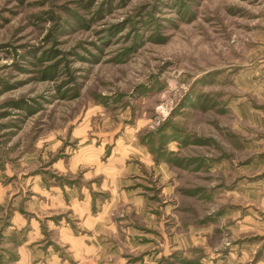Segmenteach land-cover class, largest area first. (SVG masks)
Instances as JSON below:
<instances>
[{
	"label": "rangeland",
	"instance_id": "rangeland-1",
	"mask_svg": "<svg viewBox=\"0 0 264 264\" xmlns=\"http://www.w3.org/2000/svg\"><path fill=\"white\" fill-rule=\"evenodd\" d=\"M0 264H264V0H0Z\"/></svg>",
	"mask_w": 264,
	"mask_h": 264
},
{
	"label": "crops",
	"instance_id": "crops-1",
	"mask_svg": "<svg viewBox=\"0 0 264 264\" xmlns=\"http://www.w3.org/2000/svg\"><path fill=\"white\" fill-rule=\"evenodd\" d=\"M78 145V144H77ZM82 146V145H81ZM80 146V147H81ZM85 145H83L84 147ZM92 146L89 145V147H84V149L86 148H90ZM79 147V149H80ZM97 147V146H96ZM102 145H98V148H102ZM116 147V146H115ZM105 148V153L107 152V154H109L110 156V162H105V164H102L100 161V154H96V156L90 160L87 161V158L85 159V157L82 154H69V156L67 157V160L64 161V159H62L61 157H58L56 164H58L59 169L63 168L66 169L67 171V175L68 178L66 179H62V180H58L56 186H53L54 190L58 191V195L55 196L57 198L58 201V206L59 209L62 210L61 213H58V218L60 217L59 220H55V223H59L60 220H63L64 215L63 212H65L64 208H68L66 209V211L70 210L71 214H75L78 217H75L79 220H77V222L75 221L74 223H71V229H73V231L76 232V230H78L79 226H86L89 231H93L98 223L97 217H95L93 215V213L91 214L90 211V206H88V203L85 205H76V201L80 202V197H84V199H86L87 194L86 192H89V197L90 200L93 201V195L94 198L96 199L97 203H98V197H97V192H101L102 190H107L109 189L108 187L110 186V188L112 189V191L115 189L117 190V186H116V182H117V175L119 174L120 170L123 169L124 165H123V161H124V156L122 154L121 157L118 156V154H113V146L111 145H107ZM103 152H101L102 154ZM100 158V159H99ZM112 160V161H111ZM90 165V166H89ZM80 171L79 174L81 173L82 178L80 179L79 182H76V180L74 178H72L73 175L76 176L77 171ZM64 172V171H62ZM73 173V175H72ZM60 176H62V174L64 173H59ZM89 176L90 179H85L87 178L86 176ZM98 176V177H97ZM108 176L111 178V181L109 184V180ZM100 177V178H99ZM115 178V180H114ZM33 184L31 183V185L34 187L35 189V193L38 195H42L44 194V184H40V182L38 181V179H34L33 180ZM94 185H99L98 189L94 188ZM36 194L33 193V199L35 198ZM92 203V202H91ZM92 206V205H91ZM86 210H85V209ZM85 210V211H84ZM21 213V214H20ZM19 212L15 213V217H13L12 219V224L11 227L16 228V229H23L25 227H27L28 222L30 226H33L36 230L39 229L38 225H33V220H35L38 224H39V220H37L36 217H34V219H29L23 217L24 212H22V210ZM82 217V218H81ZM69 218V217H68ZM56 219V218H55ZM66 219V218H65ZM54 220V218H53ZM91 223V227L87 225L86 222ZM41 222V221H40ZM68 222L70 223V220H68ZM42 227V225H41ZM98 233V232H96Z\"/></svg>",
	"mask_w": 264,
	"mask_h": 264
}]
</instances>
